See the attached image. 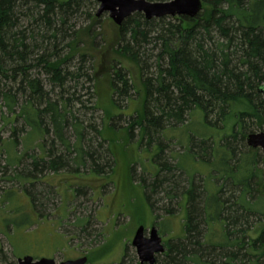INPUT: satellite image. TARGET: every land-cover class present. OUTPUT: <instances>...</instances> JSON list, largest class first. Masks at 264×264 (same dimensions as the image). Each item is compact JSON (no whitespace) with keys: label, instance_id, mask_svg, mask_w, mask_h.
<instances>
[{"label":"trees","instance_id":"1","mask_svg":"<svg viewBox=\"0 0 264 264\" xmlns=\"http://www.w3.org/2000/svg\"><path fill=\"white\" fill-rule=\"evenodd\" d=\"M202 3L201 12L194 18L179 16L176 24L165 21L166 16L147 20L140 12H134L118 27V36L125 43L121 49L138 66L144 96L142 113L130 116L126 126L128 136L132 138L136 125L141 143L144 138L148 147L158 145L155 173H149V180L141 175L137 178L152 209L153 196L162 191L168 201L165 216L174 213L172 201L180 203L185 211L183 234L170 238L165 251L158 254L163 257L162 264H264V194L258 168L261 156L246 148L245 143L246 135L259 129L264 119V94L260 91L264 89V0ZM97 4V0H0V101L23 121V126L12 129L4 146L0 144V155L4 150L7 164L17 167L30 157L29 165L15 170L16 180L34 182L35 172L43 168L58 171L67 165L70 154H74L73 162L85 164L89 160L97 173L111 167L109 146L104 148L105 158L100 150L101 140L106 141L100 132L99 148L84 149V131L92 126H85L74 115L72 108L79 101L75 92L63 91L67 81L86 76L97 82L98 75L107 69L101 64L94 70L93 65L92 74H83L80 67L74 70L65 65L76 54L80 64L87 57L93 59L89 51L79 47V36L93 38L91 45L94 44L92 27L98 19L88 10ZM81 13H86L91 21L76 28L71 21ZM21 17L38 31L32 28L27 32L20 24ZM152 28L156 31L153 35ZM66 38L68 51L60 55L58 43ZM141 43H153V54L144 56ZM145 58H152V63ZM108 67L111 72L105 75L113 101L118 104L128 98L133 85L123 68ZM41 73L48 78L50 88L46 89ZM54 87L60 88L56 98L51 97ZM194 111L201 113L203 125L213 129L215 135L192 137L190 144L182 139L181 132L178 137L167 136L173 130L186 128ZM217 122L221 123L220 128ZM24 126L29 129L26 144L37 138L41 154H14L16 135L19 138ZM68 129L74 142L65 137ZM31 134L34 135L29 137ZM49 134L53 138L44 151ZM215 137L222 148L220 165L209 174L189 172V160L201 158L211 163ZM173 138L182 151L177 155L170 153L168 160L163 151ZM56 145L63 151L54 149ZM98 159L103 161L99 163ZM7 164H3L5 169ZM130 169L135 177L134 165Z\"/></svg>","mask_w":264,"mask_h":264},{"label":"rangeland","instance_id":"2","mask_svg":"<svg viewBox=\"0 0 264 264\" xmlns=\"http://www.w3.org/2000/svg\"><path fill=\"white\" fill-rule=\"evenodd\" d=\"M97 8L98 4L88 12L94 15ZM178 17L166 16L165 21L176 24ZM97 19V24L92 27V37L95 36L93 45H91L93 38L79 36V47L84 48L85 52L89 51L91 54L88 55L93 56V59L87 57L80 64V56L76 54L65 65L68 69L74 70L80 67L79 72L83 74L84 72L92 74V68L95 66L94 70H96L101 64L106 65L107 69L100 76L98 75L97 82L82 76L77 81H67L63 91L75 92L79 101L74 104L72 111L85 126L87 124L92 126L84 131V149L91 147L96 150L97 143L100 141L98 133L100 132V137L106 140H101L100 150L105 158L104 148L109 146L111 156L108 155V158L112 161L111 167L104 168L103 173H97L90 167L89 160L85 164L73 162L71 157L74 154H70L67 165L58 171L43 168L41 172H35L34 182L16 180L15 170L29 165L30 157H25L20 167L10 166L6 162L7 154L3 150L0 155L2 164L0 166V264H18V259L25 255L32 256L34 259L53 258L57 263L69 258L86 256V264H139L135 247L131 245L138 226L142 225L145 228L146 236L149 229L155 226L164 244L170 238L181 236L184 232L183 206L172 201L174 213L171 216H165L164 209L168 201L165 200L164 193L158 189L159 193L152 198L154 205L152 209L146 200L143 184L137 178L141 175L147 180L150 179L156 168L154 156L158 154L157 144L148 147L144 138L142 139L144 142H140L136 125L133 128L132 138L128 136L126 128L131 120L130 116L136 113L141 114L143 110L144 96L140 72L129 53L121 49L125 43L118 36L119 26L112 21L107 12L102 13ZM90 21L86 13H81L72 18L71 22H74L75 27L78 28L87 26ZM20 24L27 28V32L32 28L38 31V28L24 17L20 18ZM152 30L151 35H153L152 32H156L155 29L152 28ZM68 39L58 43L60 55L67 53L65 44ZM153 46V43H141V48L145 52L144 56L153 54L151 50ZM148 63H152V58L148 60ZM108 66H113L115 70L123 68L122 72L133 85L128 98H122L118 104L113 101L110 84L105 75L110 70ZM41 74L46 89L50 88L48 78ZM57 93H60V88L54 87L51 97L56 98ZM19 104L16 107V113L19 111ZM117 116L121 118L117 120ZM201 118L200 112H192L186 128L173 130L172 134L167 136L178 137L181 132L182 139L190 141L192 137L200 139L215 135L216 132L213 129L203 125ZM112 119H114V125L111 124ZM211 120L214 121V118ZM22 122L20 117L17 118L9 112L0 101L1 146H4L5 141L12 136L13 128L23 126ZM216 125L220 128L221 123L217 122ZM24 130L19 132V138L16 135L18 145L14 154L16 156L23 152L33 153V155L41 154L42 151L37 147V138L26 144L25 136L29 130L28 126H24ZM261 130L262 126L254 132ZM65 137L69 138L70 142L75 140L69 129L66 130ZM217 137L213 139L211 163L201 158L189 160L185 162L189 172L209 174L211 169L220 165L219 156L222 148L217 144ZM52 138L51 134L45 137L44 151L49 148ZM175 141L173 138L168 148L164 147L163 155L168 160L170 153L175 152L177 155L182 151L181 145H175ZM163 142L165 146V139ZM246 148H249L247 144ZM54 149L63 151V148L58 145ZM253 150L261 156V162L258 163V168L261 170L259 184L264 194L262 188L264 155L260 148ZM184 158L186 160L187 156L184 155ZM102 161V159L97 160L99 163ZM4 163L7 164L6 169L3 167ZM133 165L135 177L131 175L130 168ZM181 178L184 179V176L182 175ZM76 189L79 191H75ZM156 215L160 216L158 220ZM260 221H263L262 217ZM162 258L161 255H156L155 264H162Z\"/></svg>","mask_w":264,"mask_h":264},{"label":"water","instance_id":"3","mask_svg":"<svg viewBox=\"0 0 264 264\" xmlns=\"http://www.w3.org/2000/svg\"><path fill=\"white\" fill-rule=\"evenodd\" d=\"M98 8L96 17L107 12L112 21L121 25L123 20L134 12H140L144 18H161L165 16H186L194 18L201 12L202 0H97ZM264 94V89L260 88ZM246 144L249 148H260L264 155V119L262 120V130L246 135ZM264 174V170H263ZM264 189V182L262 184ZM131 245L135 247L140 264H155L156 255L165 251L162 237L159 235L155 226L149 229L145 235V228L140 225L134 232ZM87 257L80 256L74 259H66L57 263L53 258L42 257L34 259L32 256L25 255L18 259V264H86Z\"/></svg>","mask_w":264,"mask_h":264},{"label":"flooded vegetation","instance_id":"4","mask_svg":"<svg viewBox=\"0 0 264 264\" xmlns=\"http://www.w3.org/2000/svg\"><path fill=\"white\" fill-rule=\"evenodd\" d=\"M162 241H163V239H162ZM166 244H164V246H165ZM77 258V257H76ZM70 259V258H69ZM72 259V258H71Z\"/></svg>","mask_w":264,"mask_h":264},{"label":"bare ground","instance_id":"5","mask_svg":"<svg viewBox=\"0 0 264 264\" xmlns=\"http://www.w3.org/2000/svg\"><path fill=\"white\" fill-rule=\"evenodd\" d=\"M252 149V148H251Z\"/></svg>","mask_w":264,"mask_h":264}]
</instances>
